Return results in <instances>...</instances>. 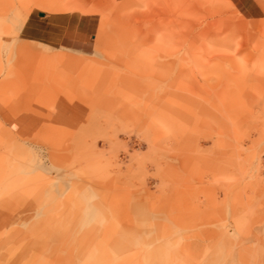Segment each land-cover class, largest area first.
Returning <instances> with one entry per match:
<instances>
[{
  "label": "rangeland",
  "instance_id": "rangeland-1",
  "mask_svg": "<svg viewBox=\"0 0 264 264\" xmlns=\"http://www.w3.org/2000/svg\"><path fill=\"white\" fill-rule=\"evenodd\" d=\"M0 0V264H264V0ZM29 12L86 16L41 52Z\"/></svg>",
  "mask_w": 264,
  "mask_h": 264
},
{
  "label": "crops",
  "instance_id": "crops-1",
  "mask_svg": "<svg viewBox=\"0 0 264 264\" xmlns=\"http://www.w3.org/2000/svg\"><path fill=\"white\" fill-rule=\"evenodd\" d=\"M242 16L256 17L255 0H231ZM18 38L41 52L54 50L85 54L91 50L86 37V16L74 13L29 12L17 29Z\"/></svg>",
  "mask_w": 264,
  "mask_h": 264
}]
</instances>
